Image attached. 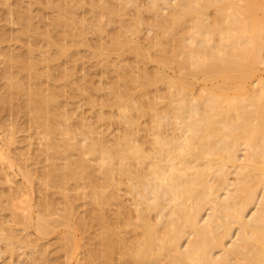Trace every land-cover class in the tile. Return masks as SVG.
<instances>
[{"label": "bare ground", "instance_id": "obj_1", "mask_svg": "<svg viewBox=\"0 0 264 264\" xmlns=\"http://www.w3.org/2000/svg\"><path fill=\"white\" fill-rule=\"evenodd\" d=\"M21 1L0 0L26 40L17 51L0 46V113L16 117L0 118V178L16 172L23 183L0 188V252L26 249L28 264H264V0ZM39 35L48 47L37 54ZM81 49L106 85L75 76ZM67 90L85 98L96 125L119 131L108 137L75 119ZM18 113L38 127L40 168L12 156ZM36 182L44 197L35 203ZM71 182L86 188L85 216ZM60 228L59 257L27 240L30 229L40 239Z\"/></svg>", "mask_w": 264, "mask_h": 264}, {"label": "rangeland", "instance_id": "obj_2", "mask_svg": "<svg viewBox=\"0 0 264 264\" xmlns=\"http://www.w3.org/2000/svg\"><path fill=\"white\" fill-rule=\"evenodd\" d=\"M69 3H71V5H73V4H76L77 3V1H79V0H67ZM112 1V0H111ZM117 0H113V2H116ZM72 2H73V4H72ZM13 3H15V2H13ZM21 4L23 5V6H25L26 4H28V1H26V0H23V1H21ZM5 4L4 3H2V2H0V31H2V29H6L5 31L8 33L7 34V37L8 38H6L5 40H3L1 43H0V46L2 47V49H8L9 47V49H11V50H13V51H17V50H21V49H23V46H25V44H26V40H25V37L24 36H21V34L19 33V31L17 30V29H19V25H17L16 24V22L15 21H13V18L10 16L9 18H7V16L6 15H4V12L6 11V5L4 6ZM36 5L34 4V6H31V8L32 9H36V7H35ZM33 7H35V8H33ZM87 7L85 6V7H83L82 9H80L79 11L81 12V13H83L84 12V17H85V21L87 22H91V21H93L94 20V17H93V15L91 14V12H89V11H87V9H86ZM36 11L35 10H33L32 12H31V17H32V20H33V22L35 21V23L36 24H38L39 22H38V19H37V16H35L36 15V13H35ZM129 12V13H128ZM127 12V14L124 16V18H125V20L128 18L129 19V17H131V14H132V12L131 11H128ZM50 13V12H49ZM53 13H51L50 14V16L52 15ZM92 15V16H91ZM50 16H49V14H47L46 15V20L44 19V21H45V23H48L49 22V18H50ZM92 17H93V19H92ZM48 18V19H47ZM11 21H10V20ZM48 21V22H47ZM14 22V23H13ZM45 26V25H44ZM116 24L114 25V27L113 26H111V29H113V28H116ZM143 32V33H142ZM141 33H140V35H139V38L141 39V40H143L142 38H145V36H146V30H144L143 29V31H142ZM145 32V33H144ZM16 34V35H15ZM95 37H96V35L93 33V32H91V30H89V31H87V32H85V39H86V41L87 42H89V43H94V40L93 39H95ZM43 36L42 35H39V38L37 39L38 41H36V44L34 45L35 47H34V52L35 53H40L42 50H45V48H46V46H47V44H45L46 43V41H45V38H44V40H43ZM92 40H91V39ZM25 41V42H24ZM48 47V46H47ZM36 48V49H35ZM39 48V49H38ZM44 48V49H43ZM40 50V51H39ZM38 51V52H37ZM49 51H52L51 49L49 50ZM88 53V54H87ZM85 54V55H84ZM92 56L91 55H89V52L88 51H86V50H84V49H81V52H80V55H79V58H78V60L77 61H75L76 62V67H77V71H76V77L78 76H81V75H83L85 72V74H87V77H90L89 78V80H94L93 81V83H95V84H99V85H106V79L108 78L107 77V75H108V73L106 72V71H103V69H100L98 66H97V64H96V59L94 60L93 59V57L91 58ZM91 58V59H90ZM128 58H130V57H128ZM130 59H132V58H130ZM129 59V60H130ZM4 56L2 55H0V72L3 70L2 68L4 67ZM86 61V62H85ZM91 61V62H90ZM130 63L132 62V61H129ZM154 64H151L150 65V67L151 66H153ZM155 66V65H154ZM153 66V67H154ZM40 67V66H39ZM84 67L85 68H87V69H85L84 70ZM41 68V67H40ZM82 68V69H81ZM2 69V70H1ZM101 72H100V71ZM167 70V73L168 74H172V69H166ZM89 72V74H88V72ZM82 74H81V73ZM103 72V73H102ZM258 73H260V74H263L264 73V66L263 65H261L260 66V68H259V71H258ZM1 74V73H0ZM103 75V76H102ZM92 76V77H91ZM92 78H94V79H92ZM103 79V80H102ZM3 80V81H2ZM53 80V81H52ZM70 80H74V78L72 77ZM55 80L54 79H50V81H49V79H48V82H49V84H52V85H57V84H59V82H54ZM198 81H200V80H198ZM197 81V86H199V84H203V82L202 81H200V82H198ZM4 79L0 76V93H2L3 92V86H4ZM54 83H56V84H54ZM72 93H70V91H66V92H64V95L66 96L65 98L66 99H68L67 101V107L68 108H70L71 110H72V112H73V115H74V118L75 119H80V118H83V120H85V121H88V122H93L92 124L93 125H95V126H98L97 127V129L100 131H102L104 134H107V136L108 137H112L113 135H115L118 131H119V129H118V127L116 126L115 127V125H108V124H106V123H102V124H100V125H96L97 124V122H96V120H95V115H94V112H93V110L88 106V104L86 103V100H85V98H83V96L82 95H78L77 94V97L75 96V97H70V95H71ZM1 95V94H0ZM68 95H69V97H68ZM81 96V97H80ZM70 101V102H69ZM72 103V104H71ZM77 105V106H76ZM87 105V106H86ZM72 106V107H71ZM79 106V107H78ZM88 110H90V111H88ZM93 113V114H92ZM12 115H14V114H11V113H9L8 111H2L1 113H0V116H3V117H0L1 118V122H5V123H7L8 124V122L9 121H11V122H13V118H16V117H13ZM18 116H17V123H18V125H15L16 126V128H15V130H14V137L16 138V142H15V145H13V155L12 156H15L14 158H16V159H18L17 161H19V159H21L20 161L21 162H23V160H25L26 158H32V159H30V161H32V162H34V164H35V167H37V168H40L41 167V165L44 163L43 162V155L41 154V151H40V147L42 146V140L41 139H39V137H38V135H36L37 133H36V131H37V128H36V126L37 125H30L29 123H28V121H27V119H26V116L23 114V113H20V115H19V113L17 114ZM94 115V116H93ZM82 116V117H81ZM85 116V117H84ZM93 116V117H92ZM12 117V118H11ZM87 119V120H86ZM3 120V121H2ZM5 120V121H4ZM95 120V121H94ZM146 121H147V118H142L141 119V123L142 124H145L146 123ZM94 122H95V124H94ZM2 123V124H3ZM4 123V124H5ZM28 125V126H27ZM5 126H12V125H5ZM29 129V130H28ZM39 130V129H38ZM32 132V133H31ZM35 133V134H34ZM1 135H3V132H2V134ZM30 135H32V136H30ZM18 140V141H17ZM18 142V143H17ZM33 142V143H32ZM41 145H40V144ZM28 146V147H27ZM20 147V148H19ZM14 150H16L15 152H14ZM23 151V152H22ZM26 153V154H25ZM28 154V155H27ZM27 156V157H26ZM29 156V157H28ZM22 157V158H21ZM25 157V158H24ZM42 158V159H41ZM59 161V160H58ZM39 162V163H38ZM34 164H33V166H34ZM37 164V165H36ZM38 165H40V167H38ZM231 177H233L232 175H230ZM74 183H70V186H69V188H68V190H67V192L68 193H70V194H72V197L74 198V205H76L75 206V208H76V210H77V213L80 215H82L83 214V211H84V216H85V212H86V209H87V207H89V205H87V204H85V200L83 199V191L84 190H86V188L85 187H83V186H81L80 188L78 187V185H73ZM9 185H10V188H12V189H21V188H23V183H22V177L18 174V173H16V172H13V174L11 175V180H10V182H8V183H4L3 182V180H1V178H0V188L1 189H8V187H9ZM73 185V186H72ZM6 186V187H5ZM35 188V189H34ZM76 190H75V189ZM71 189V190H70ZM32 190H34V192L32 193V197L34 198L33 199V201L36 203L37 201H38V199L39 198H42V197H44V195L40 192V190H39V184L36 182V184H34V186H33V188H32ZM37 190V191H36ZM56 189H54V190H52V194L50 195V197L48 198L50 201H52V198H53V204H55V206L58 208L57 209V211H58V213L57 214H61L62 213V211H63V209H64V199H63V197L59 194V193H57V191H55ZM120 194H119V196H120V198L125 202V203H127V204H130V200H129V195L128 194H126L125 193V191H124V185H120ZM54 194V195H53ZM76 194V195H75ZM41 196V197H40ZM61 196V197H60ZM75 196H77L76 198H75ZM81 196H82V198H81ZM36 198V199H35ZM54 199H56V200H54ZM62 201H63V203H62ZM76 202V203H75ZM57 203V204H56ZM59 203V204H58ZM85 204V205H84ZM83 205V206H82ZM63 206V207H62ZM128 206H130L131 207V204L130 205H128ZM78 207V208H77ZM37 208V207H36ZM35 208V209H36ZM83 209V211H82V213H81V210ZM113 209H115V206H113ZM80 212H79V211ZM60 211V212H59ZM57 214H55V215H53V217H56V216H59V215H57ZM82 215V216H83ZM59 230L61 231V228L60 229H58L57 231H56V233H55V235L54 234H52V236L50 235V237H48L47 236V238L46 237H44V238H42V237H40V239H39V236L37 235V233H35V231L34 230H32V229H30V231H28L29 232V234H28V232H27V235H28V237H27V240L28 241H31V243L33 242V241H36V242H38V244L39 245H41L42 247H44L45 248V250H46V252H47V254L50 256V257H53L54 255L55 256H58L60 253H58V251H59V246H58V236H59ZM95 231H97V228H95ZM57 232H58V234H57ZM23 234H26V232H24ZM80 235V234H79ZM81 236V235H80ZM55 237V238H54ZM49 238V239H48ZM57 239V240H56ZM84 239H86V238H84V237H82L81 238V241H84V242H82V244H85L86 242H87V239L86 240H84ZM86 241V242H85ZM2 244V246H0L1 248H4V243H0V245ZM25 250L26 249H18L17 250V252L15 253V255H13V256H10L9 257V255H8V253H6V252H0L1 254H0V264H28V262H29V259L26 257L27 255H26V253H25ZM57 254V255H56ZM52 255V256H51ZM81 255V253L78 255V256H80ZM54 256V257H55ZM60 256V255H59ZM58 256V257H59ZM61 258V257H60ZM28 259V260H27ZM25 260V261H24ZM26 262V263H25ZM34 262H36V263H34ZM71 262L73 263L74 262V260H71ZM43 262H41V260H36V261H32V263L31 264H42ZM58 263V261H56V264ZM44 264V263H43ZM59 264H62V262H59Z\"/></svg>", "mask_w": 264, "mask_h": 264}]
</instances>
